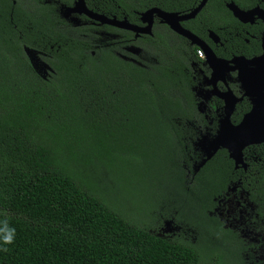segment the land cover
<instances>
[{"label":"trees","instance_id":"1","mask_svg":"<svg viewBox=\"0 0 264 264\" xmlns=\"http://www.w3.org/2000/svg\"><path fill=\"white\" fill-rule=\"evenodd\" d=\"M198 1L93 0L98 12L134 24L148 8L185 10ZM228 1L206 2L208 28L218 11L225 25L240 24ZM41 6L0 0V221L16 229L0 264H229V254L204 245L206 234L223 241L230 232L208 214L212 197L238 176L247 188L264 184V164L235 170L219 149L193 172L195 142L217 119L212 105L198 108L197 47L157 24L137 38L108 25L97 32L114 37L70 36L41 20ZM131 45L139 51L122 49ZM24 47L46 54L45 78ZM249 107L243 99L232 119ZM149 170L163 176L165 201L143 207L129 181ZM171 215L195 229V241L157 234L154 223Z\"/></svg>","mask_w":264,"mask_h":264},{"label":"flooded vegetation","instance_id":"2","mask_svg":"<svg viewBox=\"0 0 264 264\" xmlns=\"http://www.w3.org/2000/svg\"><path fill=\"white\" fill-rule=\"evenodd\" d=\"M200 1L201 0H199L194 7L185 10L166 11L161 8L159 9L166 12L176 13L178 15H183L196 8ZM38 2L42 5L41 20L44 23L53 25L57 29L63 30L70 36H83L88 37L89 39L93 38L91 35L81 33V31L85 30L91 32L93 36H95L97 33L106 37L115 36L109 32H104V30L97 32L96 28L98 26H104L106 24H99L93 19H90L84 13H80L77 10H72L76 7L78 0H38ZM230 2H233L238 8L244 11L251 10L256 7L264 10V0H249L248 3L242 2L244 6H240L239 4L230 0L225 3L226 8V5ZM84 4L87 9L93 12H98L94 6L93 0H84ZM205 4L194 17L186 20H179L178 22L180 26L194 34L200 40L202 45L212 50L217 58L230 61L236 57L251 59L261 54V36L264 28V22L261 19L254 15L248 17L246 22H241L236 19L232 12L227 8L231 16L240 24L228 23L225 25V15L218 11L214 14L216 25L215 30L210 29L208 28L207 22H205L207 17L204 18L206 12L202 11L205 7ZM200 12L202 13L198 17ZM227 19L230 20L228 17ZM139 22L140 24L137 25H144L140 19ZM154 24H157L159 31H162L165 26L169 28L168 25L161 22L160 18L156 16L154 17L152 28ZM169 30L179 36H182L170 28ZM137 37H135L133 33V38ZM186 40L189 46L198 47L196 44L191 43L188 39ZM129 47L135 46H123L122 49L125 52H130L128 50ZM41 54L46 55L45 53ZM198 61L202 65L203 69L198 68V74L200 77H198V86L195 88V91L198 96L201 95L199 98L202 99V96L207 92H210L213 87L210 81L211 70L204 63V61ZM49 71H52L50 66L48 72ZM236 73L237 71H230L227 75H224L225 82L220 79L217 80V91L223 92L227 88H230L237 97H241L243 95V91L236 81ZM234 83L237 85L235 90L232 88ZM243 99L248 101L250 106L249 110L251 108L250 100L243 96L241 100L236 103L234 111L231 115L230 119L233 124H237L241 120L242 116L247 112H244L241 115V118L237 121L232 119L236 110V106ZM204 104L205 107L203 108V111H210L209 108L210 105H212L214 109L213 111L217 115L216 128L214 131H210L211 129L208 127L206 128L207 133L214 135L217 130L218 119L223 113V101L219 97L211 95L204 102ZM205 118L208 121V125L212 124L213 119H210L208 116H205ZM261 144H263V146H260ZM261 147H264V141L246 146L242 151V159L246 166L242 167L239 164L237 167H235L233 162V168L235 170H242L243 172H246L248 170L249 163L253 162L255 165L258 163L264 164V148L259 149ZM246 148H248V150L244 153ZM246 186L247 185L243 183L241 176H238L235 181H231L226 186V190L222 194L212 197V208L208 211V214L216 217L222 228L229 229L230 232L224 233L223 241H221V235H212V245L208 246V248H216V250H221L222 252L224 251V254L227 257L229 254L231 257L230 261H227L229 264H264V191L260 192L257 190L259 187H264V184H248V186L251 188H247ZM221 248H223V250Z\"/></svg>","mask_w":264,"mask_h":264},{"label":"water","instance_id":"3","mask_svg":"<svg viewBox=\"0 0 264 264\" xmlns=\"http://www.w3.org/2000/svg\"><path fill=\"white\" fill-rule=\"evenodd\" d=\"M206 1L207 0H201L196 8L183 15L166 12L157 7L148 8L139 14V19L144 25L133 24L129 22L126 17L118 19L116 16H107L103 13L93 12L86 8L84 0H78L76 7L72 9L84 13L99 24H106L131 31L134 33L135 37L140 34L151 35L153 20L156 16L160 18L161 22L168 25L170 29L176 31L191 43L203 49L205 53L204 63L211 70L210 81L213 88L210 92L202 96V99H200L198 103V108L203 112V108L205 107L204 102L211 95H215L223 101V113L218 119V126L215 134L206 137V142L202 146L204 155L197 164L195 163L192 166L194 173L197 172L219 149H225L227 151L228 157L234 162L235 167L239 164L245 167L246 164L242 159L243 149L248 145L264 141V28L261 36V54L259 56L251 59L236 57L230 61L217 58L210 48L202 45L194 34L182 28L178 22L179 20H186L194 17ZM226 6L232 12L233 16L241 22H246L248 17L254 15L264 22V10L258 7L244 11L238 8L233 2L228 3ZM135 48L137 51L133 53L139 51L137 47ZM24 51L32 66L36 62H40L37 63L40 68L39 70L36 69V67L34 68V66L33 68L38 74L45 78V75L48 74V64L45 61H39L38 57L35 55L34 49L24 47ZM250 70H254L255 73L247 75L246 73ZM230 71H237L236 81L243 91L241 97H237L230 88H227L223 92H218L216 89L217 80L220 79L225 82L224 75H227ZM41 72H43V74H41ZM243 96L250 100L251 108L242 116L237 124H233L230 119L231 115L236 103L240 101Z\"/></svg>","mask_w":264,"mask_h":264},{"label":"rangeland","instance_id":"4","mask_svg":"<svg viewBox=\"0 0 264 264\" xmlns=\"http://www.w3.org/2000/svg\"><path fill=\"white\" fill-rule=\"evenodd\" d=\"M128 50L130 52L137 51L135 47H130L128 48ZM35 55L38 57L39 61H43L42 59L43 54L35 50ZM37 63H40V62H36L33 66L34 68L36 67V69L39 70L40 68ZM41 74H43V72H41ZM206 137H210V133H207L206 130H204L202 131V133L200 134V137L195 142V149L199 153L198 159L195 162L196 164L201 160V158L204 155L202 152V149H203L202 146L206 142ZM129 182H130V187L133 190L132 194L133 196H135V200L137 201L138 205L143 206V207H149L151 203L154 204L156 203L157 200L162 201V202L165 201L163 198H161V194L163 191L162 186L166 185L165 184L166 182L163 181V176L160 175L159 172H156L153 170H149L147 172L136 171L132 173V178L130 179ZM153 227L157 229V234L160 236L182 234L188 237L191 241L196 240L195 229L189 226L182 219L173 217L172 215L168 217L161 216L160 222L159 223L158 221L157 223L155 222ZM212 237H213L212 235L206 234V239H204V245L206 246V248L212 245V242H211L213 240Z\"/></svg>","mask_w":264,"mask_h":264},{"label":"clouds","instance_id":"5","mask_svg":"<svg viewBox=\"0 0 264 264\" xmlns=\"http://www.w3.org/2000/svg\"><path fill=\"white\" fill-rule=\"evenodd\" d=\"M3 224V227H0V245L4 247H0V250L7 252L8 248L6 245L13 244L15 241L16 229L13 227H9L8 221H0Z\"/></svg>","mask_w":264,"mask_h":264},{"label":"built area","instance_id":"6","mask_svg":"<svg viewBox=\"0 0 264 264\" xmlns=\"http://www.w3.org/2000/svg\"><path fill=\"white\" fill-rule=\"evenodd\" d=\"M195 55L198 58V60L205 61V53L201 48L199 47L196 48Z\"/></svg>","mask_w":264,"mask_h":264},{"label":"bare ground","instance_id":"7","mask_svg":"<svg viewBox=\"0 0 264 264\" xmlns=\"http://www.w3.org/2000/svg\"><path fill=\"white\" fill-rule=\"evenodd\" d=\"M255 71L254 70H250L248 73H246L247 75H251V74H254Z\"/></svg>","mask_w":264,"mask_h":264}]
</instances>
